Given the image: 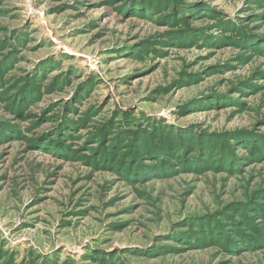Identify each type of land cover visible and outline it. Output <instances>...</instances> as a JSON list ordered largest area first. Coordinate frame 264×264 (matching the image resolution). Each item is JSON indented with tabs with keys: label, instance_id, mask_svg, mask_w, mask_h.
I'll return each mask as SVG.
<instances>
[{
	"label": "rangeland",
	"instance_id": "374dc122",
	"mask_svg": "<svg viewBox=\"0 0 264 264\" xmlns=\"http://www.w3.org/2000/svg\"><path fill=\"white\" fill-rule=\"evenodd\" d=\"M0 264H264V0H0Z\"/></svg>",
	"mask_w": 264,
	"mask_h": 264
}]
</instances>
